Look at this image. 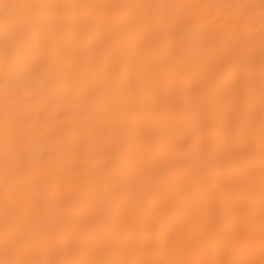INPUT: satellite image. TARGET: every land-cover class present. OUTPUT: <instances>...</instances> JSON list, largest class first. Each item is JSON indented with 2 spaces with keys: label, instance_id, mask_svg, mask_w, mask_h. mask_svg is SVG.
Here are the masks:
<instances>
[{
  "label": "bare ground",
  "instance_id": "6f19581e",
  "mask_svg": "<svg viewBox=\"0 0 264 264\" xmlns=\"http://www.w3.org/2000/svg\"><path fill=\"white\" fill-rule=\"evenodd\" d=\"M0 264H264V0H0Z\"/></svg>",
  "mask_w": 264,
  "mask_h": 264
}]
</instances>
